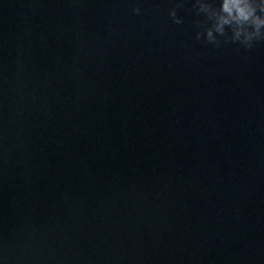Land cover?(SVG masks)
Here are the masks:
<instances>
[{
	"label": "water",
	"instance_id": "1",
	"mask_svg": "<svg viewBox=\"0 0 264 264\" xmlns=\"http://www.w3.org/2000/svg\"><path fill=\"white\" fill-rule=\"evenodd\" d=\"M191 5L0 0L4 264H264V40Z\"/></svg>",
	"mask_w": 264,
	"mask_h": 264
},
{
	"label": "clouds",
	"instance_id": "2",
	"mask_svg": "<svg viewBox=\"0 0 264 264\" xmlns=\"http://www.w3.org/2000/svg\"><path fill=\"white\" fill-rule=\"evenodd\" d=\"M176 4L169 9L173 22L182 24ZM197 17L195 39L203 38L219 48L222 43H238L251 49L257 41L264 40V0H192ZM132 11L140 14L138 5ZM0 264H4L0 258Z\"/></svg>",
	"mask_w": 264,
	"mask_h": 264
}]
</instances>
